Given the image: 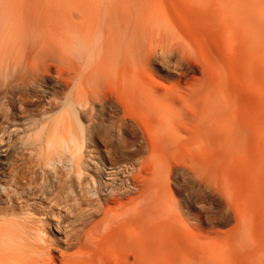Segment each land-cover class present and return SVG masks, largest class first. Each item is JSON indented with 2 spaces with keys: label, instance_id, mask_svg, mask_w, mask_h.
I'll use <instances>...</instances> for the list:
<instances>
[{
  "label": "bare ground",
  "instance_id": "1",
  "mask_svg": "<svg viewBox=\"0 0 264 264\" xmlns=\"http://www.w3.org/2000/svg\"><path fill=\"white\" fill-rule=\"evenodd\" d=\"M223 2L235 15L230 22L224 11L223 23L237 31L235 38L245 48L242 65L251 76L245 81L228 80L224 71L220 76L224 52L218 25L206 43L215 60L197 62V80L185 77L186 49L163 50L166 65L178 73L176 82L166 84L153 75L134 78L148 69L151 55L144 44L149 35L170 27L163 15L146 14L141 0H0V264H145L141 233H117L124 251L118 258L98 253L96 227L110 218L112 208L107 206L108 213L96 221V202L104 191L105 205L120 204L126 195L124 180L120 186L104 180L102 172L110 169L106 175L114 178L121 165L107 163L103 154L111 155L107 143L129 145L138 138L157 155L161 146L187 143L196 131L217 142L225 137L222 117L232 102L223 94L229 90L239 98L237 88L257 71L264 75V0ZM202 15L213 18L210 9ZM228 36L229 52L234 51ZM153 107L160 110L150 111ZM141 108L150 113L141 116ZM178 126L186 127L187 136L169 137ZM92 155L98 161L95 174L89 172ZM223 157L215 154L202 166L224 172L228 161ZM150 161L153 176L164 170L159 158ZM133 185L141 186L138 180ZM18 200L25 205L16 207ZM237 208L243 212L240 220L253 228V217H246L245 207ZM133 210L115 218L126 223L132 215L142 216ZM114 233L106 235L108 242ZM236 238L242 244L244 231L239 229ZM224 258L230 264V257Z\"/></svg>",
  "mask_w": 264,
  "mask_h": 264
},
{
  "label": "rangeland",
  "instance_id": "2",
  "mask_svg": "<svg viewBox=\"0 0 264 264\" xmlns=\"http://www.w3.org/2000/svg\"><path fill=\"white\" fill-rule=\"evenodd\" d=\"M142 1L146 14L155 11L153 15H163L170 27H165H168V30L163 27L149 35L144 49L151 55V60L148 69L143 67L140 74L134 76L135 79L139 77L150 80L153 75L166 84L176 82L178 73L166 65L168 59L164 58L163 54L168 48L186 49L188 56L183 62V70L187 74L185 77L199 79L201 73L197 62L215 60L213 50L206 43L214 39L217 32L214 26L218 25L219 28L221 27L218 40L224 52V58L219 60L220 76L224 77V74L222 75L224 71L228 80L245 81L250 75L242 65L245 58L242 53L245 52V48L235 38L237 31L223 23L225 12L230 22L235 19L230 3H224L223 0ZM208 8L213 14L210 20L202 15L203 10H209ZM243 33L246 34V31L243 30ZM227 36L232 37L235 42L234 51L229 52ZM237 50L239 53L242 52L239 54ZM263 86L264 75L257 71L250 82L237 88L241 97L235 98L233 91L229 90L223 94L224 98L226 96L228 101L232 102L233 107L230 106V111L235 109V113L227 111L222 117L225 137L218 142L205 132L196 131L192 138L187 139V143H176L178 144L176 147L161 146L157 155L152 154L141 138H138L137 143H129V145L106 144L111 155L107 156L109 159L107 160L105 153L102 152L104 160L107 163L111 161L117 166L121 165V170H118L114 178L112 175H106L110 169L105 173L102 172V176L108 183L114 182L117 186H120L121 180H124L123 190L126 191V195L120 198V204L108 202L105 205L103 196L107 192L104 191L100 196L102 201L96 202L98 207L96 221L101 220L105 212L108 213L107 206L112 208L109 213L110 218L114 217L112 221L108 216L107 221L100 222L96 227L99 229L95 232L96 234L99 231L95 235L99 254L106 258H118L123 255L122 243L116 235L120 230H124L129 236L134 237L139 233L144 235L145 264H224L225 256L230 257V264H264V227H261L264 223V142L261 138L262 135L264 137L261 128L264 125L261 124L264 123ZM232 98H235L234 104ZM158 109L160 110V107H153L150 111ZM139 111L143 117L150 113L144 108ZM168 111L165 110L166 113ZM258 116H263L262 120L259 121ZM152 120L156 122L155 118ZM164 121L166 120L160 123L164 125ZM151 125L154 126V123ZM177 128L168 131L169 137L174 135V138L180 139L184 135L187 136L186 127ZM217 146L220 151L217 150ZM215 154L221 157L223 155L225 163L228 161L226 163L228 168L224 172L218 169L212 171L202 166V162L212 156L215 157ZM93 157L92 155L88 158L89 172L95 174L98 172V161ZM152 158H159L164 164V170L159 171L155 176H153V163L150 161ZM135 180L140 182V188L134 187ZM251 203L255 206L253 207ZM24 205L22 200L15 202L16 207ZM237 207H245L242 210L246 217H253V228H248L246 223L240 220L243 212ZM130 208L134 209L132 213L136 214L140 211L142 216L132 215L133 217L126 223L121 221L122 217L115 218L120 213L122 215L123 210ZM250 228L254 229L251 233ZM239 229L244 231L242 244L236 238ZM114 231L115 237L108 242L106 235Z\"/></svg>",
  "mask_w": 264,
  "mask_h": 264
}]
</instances>
